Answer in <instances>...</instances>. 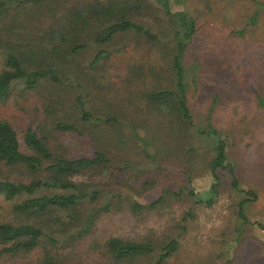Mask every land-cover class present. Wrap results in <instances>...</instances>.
Here are the masks:
<instances>
[{
    "label": "trees",
    "instance_id": "1",
    "mask_svg": "<svg viewBox=\"0 0 264 264\" xmlns=\"http://www.w3.org/2000/svg\"><path fill=\"white\" fill-rule=\"evenodd\" d=\"M173 2L183 0H86L61 8L57 6L60 0H0V16L8 15L15 5L25 16L35 15L34 22L38 25L47 15V22L43 21L46 28L42 32H35L33 36L25 34L27 36L23 40L27 42L9 44L1 53L0 199L9 206L11 219L0 221V258L5 256L11 262L21 259L31 264L34 254L40 251L41 258L37 259V264H76L77 252L82 249L79 239L91 231L92 223L100 213L98 205L103 193L100 188H83L77 178L95 169L104 171L112 161L111 154L115 162L112 170H117L121 181H125L126 176L133 177L135 181L139 172L136 164L145 163L160 173L165 172L166 176L207 170L214 182L209 190L210 197L203 199L187 184L174 180V186H171L168 185L169 180H162L161 176L154 179L147 176L134 188L154 187L156 197L140 202L129 198L122 188L114 187L108 191L110 195L103 210H108L110 204L114 205V200L123 199L135 214L156 209L165 211L176 202H188L189 209L197 206L210 208L220 196L218 187L222 172L229 176L230 187L238 196L234 206L236 218L230 220L226 230L212 237V248L205 249V254L199 252L204 249V244L197 243L196 248L188 249L184 243L188 222L194 217V213L185 210L174 223L175 230H167L161 238L153 234H147L140 240L111 236L102 244L94 239L92 249H102L100 255L106 264H214L217 260L218 264H237L241 258L246 261L243 258L246 253L252 257L249 264H264V220H252L246 213V206L258 198L257 192L240 186L234 166L227 161L226 135L211 124L210 113L216 107L219 94L212 98L205 128L195 124L188 105L184 60L196 39L203 15H193L185 7L177 9ZM237 2H242L244 8L237 28L231 33L235 40L243 41L248 27L264 12V0ZM206 6L212 12L213 4L206 3ZM219 14L222 12L215 17ZM129 31L154 41L153 44L159 48L168 49L167 67H161V64L159 72L154 67H149V70L153 78L158 74L161 78L164 72L167 73L171 86L155 79L140 93L148 110L159 112L153 131L132 122L128 125L129 136L125 137L120 133L125 125L118 117L108 115L95 119L83 106L81 97L77 99L83 123L89 125L91 120H95L97 124L94 125L109 124L118 134L114 139L115 146L126 142L135 156L128 154L125 159L120 154L115 155L116 151L110 150V144L107 146L109 152L102 146L84 155H65L47 134L40 135V131L32 126L18 130L10 119L1 114L4 111L2 104L11 92L35 89L45 80L60 81L61 65L69 56L84 50L90 42L108 43L118 34ZM101 53L96 54L92 64L98 62ZM199 65V60H195V70ZM193 129L199 135L215 140L213 153L206 161L198 155ZM52 131L81 133L73 124L63 120L52 122ZM119 158L126 163L121 166V162H117ZM14 169L26 172L28 180L4 176L5 172ZM61 249L65 252L59 253ZM94 259L92 256L90 264H98Z\"/></svg>",
    "mask_w": 264,
    "mask_h": 264
},
{
    "label": "rangeland",
    "instance_id": "2",
    "mask_svg": "<svg viewBox=\"0 0 264 264\" xmlns=\"http://www.w3.org/2000/svg\"><path fill=\"white\" fill-rule=\"evenodd\" d=\"M82 1L86 0H60L57 6L69 7ZM206 3L213 4L212 12ZM172 5L177 9L185 7L193 15H203L196 39L184 60L188 105L195 124L204 128L207 126L208 108L212 98L219 94L216 107L210 113L211 124L226 135L227 161L234 166L240 186L257 192L258 198L246 206L247 215L252 220H264V12L257 22L248 27L246 38L240 41L232 37L231 30L239 24L240 13L244 8L242 2L183 0L173 2ZM17 6L10 9L8 15L0 16V65L3 61L1 53L6 50V46L21 43L25 41V34L33 36V33L42 32L46 28L47 15L42 17L38 25L34 22L35 15L25 16ZM218 12L222 14L215 17ZM153 42L134 31L118 34L104 44L90 42L84 50L69 56L61 65L58 75L60 81L45 80L35 89L23 93L18 90L11 92L2 104L4 111L1 114L10 119L18 130L32 126L40 131V135L47 134L60 153L65 155H84L102 146L108 151L107 146L110 144V150L116 151L115 155L120 154L127 159V155H134V151L126 142L115 146L114 139L118 134L113 131V127L109 124L94 125L97 124L95 120H91L89 125L81 121V106L77 97H81L83 106L95 119L108 115L118 117L125 125L124 131L120 132L125 137L129 136L132 122L153 131L159 112L148 110L140 97L141 90L150 87L155 79L163 85L171 86V83L168 84L167 73L164 72L161 78L160 74L153 78L149 70V67H154L159 72L161 64V67H167L166 60L169 57L168 49L159 48ZM99 52H102L101 57L96 64H92ZM197 59L200 65L195 70L194 62ZM56 120L73 124L81 133L69 131L62 134L52 131V122ZM193 133L196 135L198 155L203 161L208 160L213 153L214 138L199 135L196 129H193ZM109 157L112 161L104 171L95 169L77 178L83 188H100L103 193L98 205L101 208L97 207L100 213L93 221L91 231L79 239L82 249L77 252L76 264H90L92 256L98 264L107 263L100 255L102 249H92L94 239L102 244L111 236L140 240L147 234H153L161 238L167 230H175L174 223L185 210L194 213V217L188 222V231L183 236L184 243L188 249L196 248L197 243L204 244V249L199 252L205 254V249L212 248V237L226 230L230 220L236 218L234 206L238 194L230 187L229 176L224 172L220 174V196L210 208L197 206L189 209L188 202H176V205H171L165 211L156 209L135 214L129 209L127 200L123 199L114 200V205L110 204L108 210H103L110 195L108 191L114 187L122 188L129 198H136L140 202L156 197L157 190L154 187L134 188L147 176L152 179L161 176L162 180H169L168 185L171 186H174V180L187 184L203 199L210 197L209 190L214 182L207 170L166 176L165 172L160 173L157 168L145 163L136 164L139 172L135 181L131 176L121 181L117 170H112L114 157L111 154ZM117 162H121V166L126 163L120 158ZM4 176L20 181L29 178L26 172L17 169L5 172ZM9 209L7 203L0 199V221L11 219ZM62 252L65 250H59V253ZM244 257L246 261L241 258L237 264L251 262L252 257L248 253ZM39 258L40 251L34 254L31 264H37ZM0 264L26 263L21 259L11 262L3 256ZM214 264H218V260Z\"/></svg>",
    "mask_w": 264,
    "mask_h": 264
}]
</instances>
